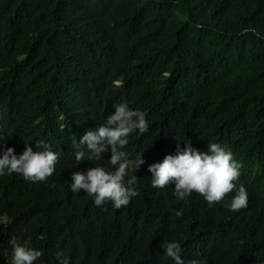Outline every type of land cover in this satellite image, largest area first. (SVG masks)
I'll use <instances>...</instances> for the list:
<instances>
[{
  "label": "trees",
  "instance_id": "16d2710c",
  "mask_svg": "<svg viewBox=\"0 0 264 264\" xmlns=\"http://www.w3.org/2000/svg\"><path fill=\"white\" fill-rule=\"evenodd\" d=\"M119 103L149 124L122 149L145 160L140 195L102 210L71 177L114 171L110 149L80 164L75 153ZM0 137L17 155L40 142L58 154L45 182L0 176V215L12 221L0 225V264L13 238L42 251L36 264H61L57 252L69 264H175L165 241L180 243L184 264H264V0H0ZM178 142L230 151L248 206L226 208L235 193L209 207L153 188L149 165Z\"/></svg>",
  "mask_w": 264,
  "mask_h": 264
},
{
  "label": "clouds",
  "instance_id": "9594fccd",
  "mask_svg": "<svg viewBox=\"0 0 264 264\" xmlns=\"http://www.w3.org/2000/svg\"><path fill=\"white\" fill-rule=\"evenodd\" d=\"M197 28L204 25L197 23ZM251 32L257 35L252 27L242 29V33ZM118 85L119 81H114ZM115 112L108 115L106 121L96 131H87L82 137L80 148L75 153V161L80 164L84 161H99L102 154L111 152L108 163L114 171L105 167L94 166L86 172L74 171L71 177V190L73 193L83 191L92 197L94 205L102 208L111 203L116 210L129 205L131 200L140 195L138 191L139 177L136 172L145 163L143 155L130 158L124 149L129 143L128 137L138 130L144 135L149 130L146 114L140 110H132L127 103L113 105ZM5 138L0 137V176L14 174L26 182H45L56 171L58 154L50 150L48 144L40 142L37 148L43 147L44 151H33L27 146L25 151L17 155L15 149L6 147ZM86 143L87 148L81 145ZM185 148H180L177 143V154L167 155L160 163L149 165L148 171L152 174L151 184L158 191L174 186V195L179 200H185L193 193L204 198L207 205L212 207L222 203L232 193L235 195L224 206L230 211L238 212L248 206V193L244 184L239 183L242 162L237 161L233 154L218 143H208L207 151L201 152L192 147L191 142ZM135 173V174H133ZM182 210L176 211V216H182ZM7 213L0 215V225L7 227L11 224ZM11 253L9 264H36L43 256L42 251L28 246V242H19L13 238L9 241ZM164 250V257L171 259L175 264H184L182 247L176 241H165L160 245ZM4 256H9L7 250ZM56 256L61 264H69L62 252ZM191 264H201L193 260Z\"/></svg>",
  "mask_w": 264,
  "mask_h": 264
}]
</instances>
